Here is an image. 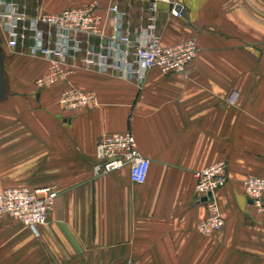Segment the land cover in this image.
<instances>
[{"label": "crops", "instance_id": "obj_1", "mask_svg": "<svg viewBox=\"0 0 264 264\" xmlns=\"http://www.w3.org/2000/svg\"><path fill=\"white\" fill-rule=\"evenodd\" d=\"M158 5L164 46L195 38L184 74L150 69L144 83L78 70L69 84L95 93L96 108L63 112L60 82L38 89L44 59L7 53L0 100V187H54L55 205L37 232L0 221V264H264V216L243 193L264 177V0H175ZM108 0H44L50 13ZM132 26L146 0H118ZM144 19L148 16L144 15ZM129 132L150 161L143 184L127 167L94 177L104 135ZM225 161L214 193L222 229L201 235L207 211L195 173Z\"/></svg>", "mask_w": 264, "mask_h": 264}, {"label": "built area", "instance_id": "obj_2", "mask_svg": "<svg viewBox=\"0 0 264 264\" xmlns=\"http://www.w3.org/2000/svg\"><path fill=\"white\" fill-rule=\"evenodd\" d=\"M146 9H137L144 23L132 26L129 15L119 9L118 0H108L107 9L97 2L84 7H69L59 12L30 15L17 0H0V29L7 49L14 54L44 59L47 72L35 80L38 89H49L60 82L58 104L63 112L80 113L98 106L94 92L78 89L69 79L78 70L115 75L141 86L150 69L163 74H184L196 59L195 38L164 46L157 31L158 5L169 6V16L181 17L182 7L175 0H146ZM148 16L144 19V14ZM93 176H105L127 167L129 179L143 184L150 161L141 157L134 137L118 132L101 137L94 149ZM195 193L204 201L207 216L196 225L198 233L210 235L222 229L224 219L214 193L228 180L225 161L216 162L195 173ZM243 193L256 213L264 216V177H247ZM211 195V199L207 196ZM54 187L37 189L1 188L0 221L14 219L37 232L46 225L55 205Z\"/></svg>", "mask_w": 264, "mask_h": 264}, {"label": "rangeland", "instance_id": "obj_3", "mask_svg": "<svg viewBox=\"0 0 264 264\" xmlns=\"http://www.w3.org/2000/svg\"><path fill=\"white\" fill-rule=\"evenodd\" d=\"M17 3L20 5H25L28 7L26 10L27 13L30 15L37 14V11L41 12H49L53 9H48L46 6H44V0H17ZM0 50L2 51L3 58L7 60L8 54L10 51L7 49L3 37L1 38V29H0ZM11 53V52H10ZM15 188H21V187H15Z\"/></svg>", "mask_w": 264, "mask_h": 264}, {"label": "water", "instance_id": "obj_4", "mask_svg": "<svg viewBox=\"0 0 264 264\" xmlns=\"http://www.w3.org/2000/svg\"><path fill=\"white\" fill-rule=\"evenodd\" d=\"M183 11H181V15ZM6 93V79H5V72H4V58L2 51L0 50V100L3 99ZM208 199H211V195L207 196ZM206 198H202V202H204Z\"/></svg>", "mask_w": 264, "mask_h": 264}]
</instances>
